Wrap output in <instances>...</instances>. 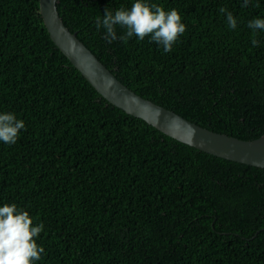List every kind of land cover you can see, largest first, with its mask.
Wrapping results in <instances>:
<instances>
[{
	"label": "trees",
	"instance_id": "16d2710c",
	"mask_svg": "<svg viewBox=\"0 0 264 264\" xmlns=\"http://www.w3.org/2000/svg\"><path fill=\"white\" fill-rule=\"evenodd\" d=\"M134 2L57 0V11L137 95L216 133L264 135V30L248 27L264 19V0H146L186 26L171 52L150 37L109 44L97 31L106 9ZM7 113L25 128L14 145L0 141V207L15 203L44 225L35 264H264V168L200 151L108 103L52 42L39 0H0Z\"/></svg>",
	"mask_w": 264,
	"mask_h": 264
},
{
	"label": "water",
	"instance_id": "95a60500",
	"mask_svg": "<svg viewBox=\"0 0 264 264\" xmlns=\"http://www.w3.org/2000/svg\"><path fill=\"white\" fill-rule=\"evenodd\" d=\"M39 10L52 42L108 103L128 115L143 119L166 136L200 151L264 168V135L242 140L216 133L137 95L77 38L76 32L64 26L57 11V0H39Z\"/></svg>",
	"mask_w": 264,
	"mask_h": 264
},
{
	"label": "clouds",
	"instance_id": "9594fccd",
	"mask_svg": "<svg viewBox=\"0 0 264 264\" xmlns=\"http://www.w3.org/2000/svg\"><path fill=\"white\" fill-rule=\"evenodd\" d=\"M248 0H244L247 7ZM220 12H227L221 8ZM229 27L235 29L237 21L231 12H227ZM116 26L125 29L123 35L117 37ZM97 31L103 28L104 39L107 43L119 39L127 43L133 36L143 41L150 37L152 42L163 47L164 52H171L178 38L186 31L181 22V16L175 9L165 11L163 7L149 4L146 0H136L130 8L123 7L113 12L106 9L105 15L97 17L95 21ZM248 27L255 30H264V19H254ZM258 41L252 40L257 46ZM25 128L23 120L17 119L14 114H0V141L14 145L21 129ZM44 225L33 226V219L27 211L18 209L15 203L4 204L0 207V264H35L41 259L44 248L38 246L36 239L43 231Z\"/></svg>",
	"mask_w": 264,
	"mask_h": 264
}]
</instances>
